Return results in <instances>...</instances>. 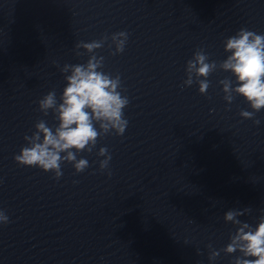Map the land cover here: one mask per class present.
Segmentation results:
<instances>
[{
	"label": "water",
	"instance_id": "1",
	"mask_svg": "<svg viewBox=\"0 0 264 264\" xmlns=\"http://www.w3.org/2000/svg\"><path fill=\"white\" fill-rule=\"evenodd\" d=\"M241 28L264 35V0H0V211L9 218L0 264H210L208 246L225 248L237 231L227 211L250 209L239 219L255 228L264 216V109L243 119L252 109L240 96L225 101L219 82L238 85L219 67L206 95L195 77L183 84L197 49L219 65ZM121 31L122 54H110V39L95 54L129 98L123 136H99L91 153L77 154L89 167L76 174L64 163L58 181L18 166L35 124L58 126L38 102L55 91L59 104L63 66L87 63L75 45ZM100 148L112 157L103 172ZM239 255L221 251L211 264Z\"/></svg>",
	"mask_w": 264,
	"mask_h": 264
},
{
	"label": "clouds",
	"instance_id": "2",
	"mask_svg": "<svg viewBox=\"0 0 264 264\" xmlns=\"http://www.w3.org/2000/svg\"><path fill=\"white\" fill-rule=\"evenodd\" d=\"M109 39L111 44L108 47L115 46V51L110 54H122L128 33L121 31L111 37L104 36L100 40L75 45L77 56L85 53L89 55L87 63L63 66L61 72L65 74L66 87L59 104L55 91H50L38 102L39 111L47 116L51 110L58 126L53 130L44 120L38 121L35 132L31 136H24L26 146L14 156L18 166L51 172L54 174L53 179L58 181L63 175L61 165L64 163L72 164L76 174L83 173L89 167L86 159L77 160V154L83 151L91 153L99 136L110 133L123 136L128 127L123 110L128 106L129 98L122 95L125 90L121 88L120 76L113 78L104 73L101 70L104 57L95 54ZM224 45V51L229 55L219 65L216 61L209 63V55L203 49H197L186 64L187 79L183 84L191 87L195 77L199 84V94L206 95L210 87L207 77L218 67L224 72H230L238 86L233 87L229 79L221 80L219 83L222 85L224 99L231 104L234 96L243 97L252 111H241L240 116L253 119L255 113L264 109V35L241 28L224 41ZM79 49H83V53ZM254 123L258 125L260 121L255 120ZM62 153L65 155L62 156ZM97 155L104 157L99 163V170L103 172L108 169L112 157L107 148H100ZM108 175L111 176L110 171ZM249 210L245 208L225 213V223L233 224L237 231L230 235V243L225 248L214 250L211 245L208 246L210 264L220 256L221 251L226 255L240 253L233 264H264V216L260 217L253 228L239 219ZM8 223V216L0 211V224Z\"/></svg>",
	"mask_w": 264,
	"mask_h": 264
}]
</instances>
